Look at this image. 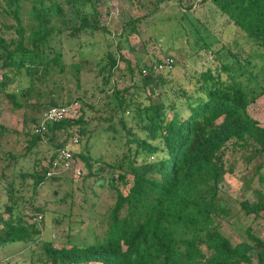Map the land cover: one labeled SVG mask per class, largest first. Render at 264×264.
<instances>
[{
  "label": "trees",
  "instance_id": "1",
  "mask_svg": "<svg viewBox=\"0 0 264 264\" xmlns=\"http://www.w3.org/2000/svg\"><path fill=\"white\" fill-rule=\"evenodd\" d=\"M163 1L155 0L149 10L124 26L137 31L136 22L155 12ZM201 7L212 9L219 27L234 24L258 52L241 57L239 50L223 44L217 52L225 50L231 62L221 59L218 65L189 73L188 85H174L168 84L167 75L152 69L158 58L132 63L121 53L118 41L113 48L112 42H106L108 48L97 52L95 31L111 32L99 23L96 0H0L4 19L0 94L11 111L20 113L26 135L23 151L17 154L10 149L9 163L0 171V195H6L0 203V245L40 234L47 210L37 199L38 188L68 175H47L42 161L55 159L56 148L69 143L70 136L86 135L88 140L91 135L85 126L81 72L96 68L106 80L113 79L117 70L119 75L128 71L133 76L137 71L140 76L122 88L113 84L107 101L113 114L106 119L117 116L124 128L123 154L105 160L102 154H91L87 144L72 149L76 164L86 170L79 175L82 181L110 170L104 178L113 201L97 220L99 232L88 226L86 233L70 236L59 245L50 237L40 239L41 251L33 263L264 264V239L251 224L242 227L243 236L237 241L221 230V219L240 212L234 213L231 201L219 194L229 169L224 158L229 146L252 149L248 159L264 155V125L247 110L264 94V0H192L184 6V17L191 19ZM67 41L75 44L65 48ZM236 41L233 38L231 45ZM203 42L210 46L206 38ZM253 56L262 58L261 66L253 62ZM121 60L124 70L119 67ZM245 71L257 86L245 83ZM75 101L79 102L76 117L46 120L41 128L44 109ZM26 109L34 113L29 116ZM61 132L64 141L56 142L52 150L41 148ZM29 154L33 156L30 167L16 165L19 157ZM254 193L256 199L239 201V210L264 219V192L254 189Z\"/></svg>",
  "mask_w": 264,
  "mask_h": 264
},
{
  "label": "rangeland",
  "instance_id": "2",
  "mask_svg": "<svg viewBox=\"0 0 264 264\" xmlns=\"http://www.w3.org/2000/svg\"><path fill=\"white\" fill-rule=\"evenodd\" d=\"M154 1L96 0L99 23L105 24L111 32L108 35L103 34L101 30L95 31L93 39L97 52L108 48L106 42H112L113 48V43L118 41L122 44L121 53L132 63L136 61L149 63L157 58L159 60L166 55H172L174 57L173 68L161 72L167 75L168 84L174 85L177 82L188 85L189 73L204 69L206 66L218 65L221 59L231 62L225 50H221L223 53L217 52V48L223 44H228L232 50H239L241 57L258 52L255 45L253 46L240 32H237L234 24L229 23L223 27L224 23H222L219 27L220 20L216 18L211 8L201 7L195 11L196 17L192 14L191 19L185 18L184 6L192 0H181V5L178 0H165L159 4L155 12L146 13L140 21L136 22L137 31H129V27L124 26V23L149 10L148 7ZM3 20L0 15V30L3 29L1 26ZM7 21L11 22L12 19ZM203 38L210 42L209 47L204 45ZM233 38L237 41L231 45ZM74 44L73 41L64 43L65 48ZM252 58L253 62L262 65V58L259 56ZM124 66L125 62L121 60L119 67L124 70ZM119 73L117 70L113 79L106 80L97 73L96 68L81 72L80 91L84 94L86 103L84 112L87 123L85 126L92 133L88 140H86V135L80 134L79 143L73 146L75 150L83 149L87 144L91 154H102L105 160L117 159L126 150L124 128L117 116H114L113 120L106 119L113 114L107 101L113 84L122 88L140 76L137 71L133 76L128 71L124 75H119ZM247 75L245 71L243 75L245 83L248 80L251 86H257L254 80L247 79ZM168 92H171V89H168ZM40 101L46 103L45 98H41ZM247 110L261 125H264V94L251 102ZM26 112L29 116L34 113L31 109H26ZM126 115L129 119L130 114L126 113ZM109 123L111 127H108ZM1 125L4 128L1 129ZM32 125L33 122L30 121V126ZM23 126L20 113L11 111L6 99L0 94V171L5 164L9 163L10 159H7V154L10 149L17 154L23 151L26 139L22 131ZM72 130L77 132L75 127ZM65 139V134L61 132L54 141L42 143L40 146L42 149L52 150V145ZM66 140H71V136ZM251 152L252 149L249 147L229 146L224 156L229 169L220 183L219 194L231 201L235 208L234 213L239 211L240 214L233 215L229 220L221 219V230L233 241L243 236H240L242 227L247 224H251L255 233L264 239V219L261 217L253 219L239 210L241 199H256L254 189L264 192V155L248 159ZM32 157L30 154L19 157L16 165L20 167L22 164L30 167ZM77 159L79 161V156ZM42 162L44 164L45 160ZM80 164L82 166L81 161ZM10 165L13 166L12 163ZM82 169L85 170L84 167ZM109 172L110 170L104 169L98 178L89 177L83 181L82 176L73 177L68 173V175L48 180L40 185L37 199L47 210L40 234L28 241L15 240L0 245V264H34L33 259L41 251L40 239L50 237L54 239L55 245H59L60 241L63 242L70 236L75 238L78 233L81 235L86 233L88 226H93L99 232L101 226L97 220L103 217L102 213L113 201L110 189L105 185L106 178H104ZM91 189L96 192V195H93ZM53 190L55 193H52ZM48 195H51V199L44 200ZM95 199L97 202L92 207L91 203ZM5 200L6 195L3 192L0 195V203ZM27 210L31 211L28 207ZM80 264L101 263L92 261Z\"/></svg>",
  "mask_w": 264,
  "mask_h": 264
},
{
  "label": "built area",
  "instance_id": "3",
  "mask_svg": "<svg viewBox=\"0 0 264 264\" xmlns=\"http://www.w3.org/2000/svg\"><path fill=\"white\" fill-rule=\"evenodd\" d=\"M174 65V57L166 55L163 58L152 63V69L155 71L170 70ZM147 68L142 69V73H146ZM79 114V102L75 101L70 104L51 105L42 111V126L46 120H59L62 118H73ZM39 128H35L38 130ZM77 135H72L69 143L63 144L56 148L57 157L51 161H45L44 165L47 167V175H55L62 173H71L72 176L77 177L81 175L82 169L76 164L73 154V146L78 143ZM39 216L33 217L32 220Z\"/></svg>",
  "mask_w": 264,
  "mask_h": 264
}]
</instances>
